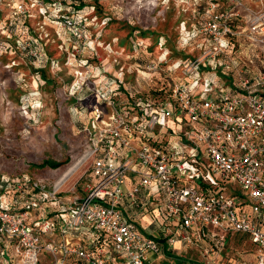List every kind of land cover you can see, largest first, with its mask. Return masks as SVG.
<instances>
[{
  "label": "built area",
  "instance_id": "1",
  "mask_svg": "<svg viewBox=\"0 0 264 264\" xmlns=\"http://www.w3.org/2000/svg\"><path fill=\"white\" fill-rule=\"evenodd\" d=\"M218 1L227 2V9L206 26L225 38L232 35L227 23L246 13L253 41L246 43L254 55L232 57L236 42L226 48L211 42L212 48L189 59L163 94L160 89L137 104L144 110L142 120L120 111L111 89H102L108 82L95 86L89 74L77 73L82 87H92L91 119L76 130L87 143L83 162L90 161L83 192L48 216L43 203L56 200L55 189L39 179L7 185L0 199V264H40L43 253L50 264H65L70 257L84 264H113L111 254L115 264H151L164 251L188 245L210 256L216 250L206 238L223 246L224 235L237 234L253 244L257 264H264V10L252 12L241 0H210V7ZM73 26L66 22V28ZM32 58L41 62L36 54ZM221 59L224 88L192 97L182 79L204 71L206 61L219 66ZM156 196L163 198L159 239L143 235L133 220L157 208ZM147 215L157 220L151 210ZM58 231L61 243L50 238ZM89 232L93 236L86 243L81 237Z\"/></svg>",
  "mask_w": 264,
  "mask_h": 264
},
{
  "label": "rangeland",
  "instance_id": "2",
  "mask_svg": "<svg viewBox=\"0 0 264 264\" xmlns=\"http://www.w3.org/2000/svg\"><path fill=\"white\" fill-rule=\"evenodd\" d=\"M241 1L252 12L264 10V0ZM76 2L0 0V175L25 168L48 190L55 189L56 200L43 203L47 213L79 197L89 175L90 161L83 162L82 157L87 151L85 136L75 135L76 127L70 125L71 116L86 119L85 124L91 119L88 100L84 99L86 110L73 107V97L82 87L77 73L89 74V83L96 82L95 86L117 80L123 92L147 98L168 88L189 59L212 48L211 42H221L223 48L227 42H236L232 57L254 55L246 43L253 42L248 37L246 13L227 23L232 35L225 38L206 26L227 9L224 1L211 8L210 0H85L88 8L78 18L70 8ZM67 21L74 26L66 28ZM222 23L218 21L219 26ZM33 54L40 56V63ZM233 62L242 66L237 59ZM223 63L221 59L215 67L206 61L201 67L204 71L182 79L192 97L202 99L224 88ZM249 70H254V62ZM46 160L67 161L60 169L37 168ZM7 185L8 178L1 180L0 199ZM222 240L220 246L218 239L206 238L216 250L210 256L200 246L188 245L171 252L172 257L153 258L151 264H229L235 260L257 264L254 248L245 238L224 235ZM251 251L252 257H246ZM42 263L50 264V259L42 258Z\"/></svg>",
  "mask_w": 264,
  "mask_h": 264
},
{
  "label": "trees",
  "instance_id": "3",
  "mask_svg": "<svg viewBox=\"0 0 264 264\" xmlns=\"http://www.w3.org/2000/svg\"><path fill=\"white\" fill-rule=\"evenodd\" d=\"M85 0H77L76 3H70V8H72V13L74 14V16H76L78 18V14L81 13L85 8H88L87 5L84 4ZM93 7V6H91ZM38 73H40V77L42 78V80H46V77L44 76L42 71H38ZM105 90L111 89V92L109 93L110 96L113 98V100L115 101L117 107L120 109V111L126 116L128 117V119H132V120H142L141 115H143V111L144 110H140L139 106H137V104L139 102H142L144 100V98H138L133 96V94L129 93V92H123V88L122 85L115 80L114 83L109 82L107 84L106 88H102ZM162 92H160L161 94H163L164 89H161ZM91 89L87 86L81 87L78 92L75 93L74 98H78V97H83V99H89L91 97ZM73 107L77 108L78 110H83L84 108L80 106L79 102H77L75 105H73ZM83 120H81L80 118L77 119L76 121V130L81 129L83 126ZM74 135V133H73ZM76 135V134H75ZM67 161V160H66ZM66 161H61V162H55V161H42L41 164H39L37 166V168H48V169H57L61 166H63ZM30 167V165H29ZM33 172H35L34 170H32ZM31 172L28 171V169L23 168L22 170L18 171L17 174H13V175H0V181L2 178H8L9 179V184H14V183H25L28 184L30 181L32 180H37L36 177H34V175H29V173ZM33 174V173H32ZM234 195H238L237 192H233ZM238 237H243L242 235H235ZM102 241V238L100 239ZM248 243L251 245L252 248L255 247L253 246V244L251 242L248 241ZM252 252V251H251ZM173 254L171 252H167L164 251V255L163 257H172Z\"/></svg>",
  "mask_w": 264,
  "mask_h": 264
},
{
  "label": "crops",
  "instance_id": "4",
  "mask_svg": "<svg viewBox=\"0 0 264 264\" xmlns=\"http://www.w3.org/2000/svg\"><path fill=\"white\" fill-rule=\"evenodd\" d=\"M98 86V85H97ZM90 87V86H89ZM92 88V87H91ZM90 88V89H91ZM92 95V94H91ZM74 98V97H73ZM74 100H75V102L77 103V100H81V101H79V103H80V106L81 107H83L84 109L83 110H86V105L84 104V102H85V100H89L88 98L87 99H81V98H74ZM84 100V101H83ZM75 103V104H76ZM90 105V104H89ZM70 108H72V107H69L68 109H70ZM78 118H80V117H78V116H76V117H70V120H71V123H70V125L72 126V127H76V121H77V119ZM86 121V119L85 120H83V124H82V126L83 125H85V122ZM74 125V126H73ZM75 134H76V132H75ZM154 201L155 202H159V204H158V206H157V208H154V207H152V209L151 208H147V210L146 211H144V213L143 212H141V214H138V216H136L133 220H134V222L136 223V225L138 226V228H139V230H140V232L143 234V235H145L146 237H151V238H154V239H159L160 238V235H159V232H158V228H159V224H160V222H161V217H159V215H160V212L159 211H162L163 210V198H158L157 196L154 198ZM60 210V209H59ZM59 210H55V211H53L52 213H50L51 212V210L49 211V213H47V215L48 216H51L52 214H54V212H57V211H59ZM152 211V212H154V215L157 217V220L155 221H153V222H151V220H150V217H149V215H147V212L148 211ZM129 212V211H128ZM129 214V213H128ZM93 236V234L91 233V232H89L86 236H83V237H81V239L84 241V242H86V243H88V240L91 238ZM50 238L52 239V240H54L56 243H61V237H60V231H58L56 234H54V235H52V236H50ZM8 246H6V248H7ZM112 255V256H111ZM110 256H108L109 257V259L111 260V263H113V264H115V255L114 254H111ZM46 257H48L47 256V254H45V253H43L42 255H41V262H40V264H44V263H42V258L43 259H45ZM65 264H84V263H82V262H79L75 257H70V258H68L67 259V261H66V263Z\"/></svg>",
  "mask_w": 264,
  "mask_h": 264
},
{
  "label": "bare ground",
  "instance_id": "5",
  "mask_svg": "<svg viewBox=\"0 0 264 264\" xmlns=\"http://www.w3.org/2000/svg\"><path fill=\"white\" fill-rule=\"evenodd\" d=\"M79 163V162H78ZM70 171V170H69ZM68 173H70V172H68ZM65 177H66V174H65Z\"/></svg>",
  "mask_w": 264,
  "mask_h": 264
}]
</instances>
